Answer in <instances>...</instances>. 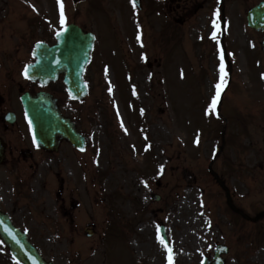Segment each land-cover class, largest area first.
I'll return each instance as SVG.
<instances>
[{"label":"rangeland","instance_id":"rangeland-1","mask_svg":"<svg viewBox=\"0 0 264 264\" xmlns=\"http://www.w3.org/2000/svg\"><path fill=\"white\" fill-rule=\"evenodd\" d=\"M144 1L142 15L128 0H84L76 15L69 0L70 20L84 15L85 30L98 37L96 62L86 76L89 99L84 105L62 101L90 153L81 156L83 165L76 163L64 144L33 171L28 197L19 201L13 176L2 173L0 207L55 264H169L160 226L166 227L173 264H200L218 244L230 243L226 264H264V225L244 223L247 234H241L237 217L225 213V193L208 172L216 157L213 168L233 200L253 205L256 192L247 176L251 168L255 172L254 139L264 124V80L256 59L260 55L264 71V56L246 14L258 0H224L225 39L211 16L220 8L218 0L215 8L212 0H158L156 6ZM21 3L41 16L60 15L58 0ZM161 5L168 7L162 16L156 12ZM221 52L228 65L223 59L227 83L216 104L224 103L219 123L209 102L222 84ZM228 163L240 164L244 172L227 171ZM74 168L89 174L88 182L78 180L85 184L78 199L69 196L76 190L72 183L62 186L63 178L72 180ZM50 172L60 174L57 182ZM92 178L97 187L87 191ZM89 227L95 229L91 238L85 233ZM0 264H18L1 242Z\"/></svg>","mask_w":264,"mask_h":264},{"label":"flooded vegetation","instance_id":"flooded-vegetation-1","mask_svg":"<svg viewBox=\"0 0 264 264\" xmlns=\"http://www.w3.org/2000/svg\"><path fill=\"white\" fill-rule=\"evenodd\" d=\"M63 3L67 7L68 0ZM36 15L30 8L19 7L16 0H0V138L5 145L4 165L23 185L29 184V174L45 160L44 152L31 140L22 106L23 95L43 91L23 77L25 67L33 62L30 49L38 41L52 44L54 40L52 29ZM261 143L257 167L264 171V139ZM259 184L264 186V177ZM263 211L264 203H259L255 212Z\"/></svg>","mask_w":264,"mask_h":264},{"label":"water","instance_id":"water-1","mask_svg":"<svg viewBox=\"0 0 264 264\" xmlns=\"http://www.w3.org/2000/svg\"><path fill=\"white\" fill-rule=\"evenodd\" d=\"M248 21L251 27L264 29V5L251 10ZM58 40V45L53 48L42 45L36 50L35 55L39 62L33 67L32 73L45 80L55 79L60 73H64L71 93L80 95L84 70L91 60L95 39L91 34L85 35L77 27L70 26L58 36ZM26 111L32 122L34 136L42 143V146L54 148L64 138L69 139L78 148L82 146L81 137L76 133L73 124L62 117L56 102L51 97H40L34 100ZM156 199L159 200L158 197ZM0 222H2L0 223V237L19 262L22 264H53L46 263L35 246L29 243L27 236L17 230L10 219L1 212ZM6 229H10L12 235ZM92 234V231L88 232L89 236ZM13 235L16 239L12 238ZM204 264L210 263L205 261Z\"/></svg>","mask_w":264,"mask_h":264},{"label":"snow or ice","instance_id":"snow-or-ice-1","mask_svg":"<svg viewBox=\"0 0 264 264\" xmlns=\"http://www.w3.org/2000/svg\"><path fill=\"white\" fill-rule=\"evenodd\" d=\"M58 4H59V7H60V15H61V25H64L65 24V13H64V3H63V0H58ZM132 4H133V7L136 6V0H132ZM217 16H219V13L217 12L216 14ZM213 24L214 26L218 29L219 28V24L216 22V21H213ZM65 31H66V28H65ZM62 33L58 32L57 35H61ZM216 38V33L214 32L213 33V39ZM223 52H221V61H222V65H221V80H222V84H218L217 85V88H218V91H217V95L216 97L213 99V103H212V106H211V111H215V106L219 100V96H220V91H222V88L224 85H226L227 83V80H226V77H227V71L225 70V67L223 65ZM27 69L25 70V75L27 76ZM145 183V186H147V181L144 182ZM2 223V222H0ZM6 231L9 232L10 235H12L11 233V230L10 229H6ZM13 239H16V237L13 235L12 236ZM158 239L161 243V245L164 247V249L168 252V259H169V264H173V252H172V248L169 246V243L168 241L165 239V237L163 235H158ZM17 243H19V241H17Z\"/></svg>","mask_w":264,"mask_h":264}]
</instances>
